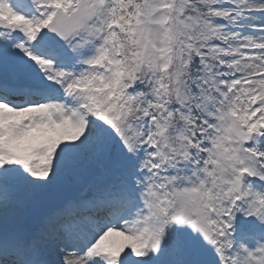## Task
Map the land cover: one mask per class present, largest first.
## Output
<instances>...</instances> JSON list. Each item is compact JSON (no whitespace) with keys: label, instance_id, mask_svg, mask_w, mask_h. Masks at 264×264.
Here are the masks:
<instances>
[{"label":"snow or ice","instance_id":"1","mask_svg":"<svg viewBox=\"0 0 264 264\" xmlns=\"http://www.w3.org/2000/svg\"><path fill=\"white\" fill-rule=\"evenodd\" d=\"M0 264H264V0H0Z\"/></svg>","mask_w":264,"mask_h":264}]
</instances>
